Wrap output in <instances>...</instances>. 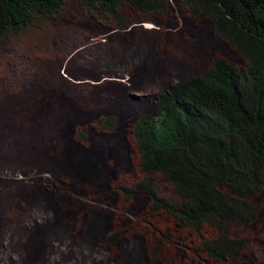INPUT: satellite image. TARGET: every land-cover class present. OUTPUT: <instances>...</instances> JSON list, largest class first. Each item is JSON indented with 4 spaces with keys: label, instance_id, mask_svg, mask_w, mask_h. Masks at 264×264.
I'll use <instances>...</instances> for the list:
<instances>
[{
    "label": "rangeland",
    "instance_id": "rangeland-1",
    "mask_svg": "<svg viewBox=\"0 0 264 264\" xmlns=\"http://www.w3.org/2000/svg\"><path fill=\"white\" fill-rule=\"evenodd\" d=\"M119 12L121 25L66 1L0 38V235L23 236L32 250L40 236L46 242L40 259L26 260L28 247L26 261L6 255L8 264H220L195 253L202 239L191 227L120 187L144 178L131 128L155 111L163 88L216 58L247 64L178 0L159 13L126 4ZM106 116L115 117L113 129L96 125ZM154 179L159 194L172 196ZM250 204L254 221L233 229L245 240L235 264H264V183ZM201 233L217 235L208 224Z\"/></svg>",
    "mask_w": 264,
    "mask_h": 264
},
{
    "label": "trees",
    "instance_id": "trees-1",
    "mask_svg": "<svg viewBox=\"0 0 264 264\" xmlns=\"http://www.w3.org/2000/svg\"><path fill=\"white\" fill-rule=\"evenodd\" d=\"M66 1L120 25L123 4L152 13L167 7V0H0V38L20 33L36 17L56 14ZM178 1L194 18L211 22L247 67L216 58L200 75L163 88L155 111L136 118L131 128L144 178L120 190L148 196L152 209L191 227L202 239L195 253L235 264L245 240L234 237L233 229L254 221L250 200L264 183V0ZM115 123L106 116L96 125L109 130ZM155 175L172 196L158 193ZM204 224L217 235L204 238Z\"/></svg>",
    "mask_w": 264,
    "mask_h": 264
},
{
    "label": "bare ground",
    "instance_id": "bare-ground-1",
    "mask_svg": "<svg viewBox=\"0 0 264 264\" xmlns=\"http://www.w3.org/2000/svg\"><path fill=\"white\" fill-rule=\"evenodd\" d=\"M22 238H20V236H15L13 233H9L8 235L4 233L0 235V264H8V262L6 261V255H14L17 258V261H21V263L26 260L40 259V257L42 256L44 244L46 243L45 241H43V235L38 238L37 245L36 247H33V250L30 248L28 241L27 244L25 242L22 243ZM27 240H30L29 237ZM28 247L30 248V254L26 257L25 260V258H23V251H28Z\"/></svg>",
    "mask_w": 264,
    "mask_h": 264
}]
</instances>
